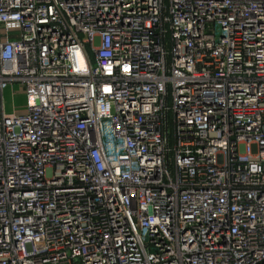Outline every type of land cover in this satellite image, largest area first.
I'll use <instances>...</instances> for the list:
<instances>
[{
	"label": "built area",
	"instance_id": "2783aa9c",
	"mask_svg": "<svg viewBox=\"0 0 264 264\" xmlns=\"http://www.w3.org/2000/svg\"><path fill=\"white\" fill-rule=\"evenodd\" d=\"M0 264H264V0H0Z\"/></svg>",
	"mask_w": 264,
	"mask_h": 264
},
{
	"label": "rangeland",
	"instance_id": "374dc122",
	"mask_svg": "<svg viewBox=\"0 0 264 264\" xmlns=\"http://www.w3.org/2000/svg\"><path fill=\"white\" fill-rule=\"evenodd\" d=\"M16 101H17L18 105L21 106V104H20L22 102L21 97H18L16 99ZM7 102H8V110L9 111L13 110V103H12V98H11V95L10 94H9V98H8V101ZM252 153L254 155L259 153V146L258 145H253L252 146Z\"/></svg>",
	"mask_w": 264,
	"mask_h": 264
}]
</instances>
